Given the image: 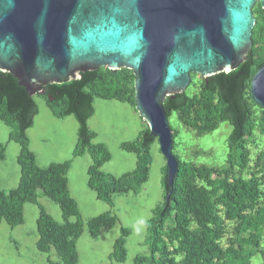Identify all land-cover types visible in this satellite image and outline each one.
<instances>
[{
  "label": "trees",
  "instance_id": "trees-1",
  "mask_svg": "<svg viewBox=\"0 0 264 264\" xmlns=\"http://www.w3.org/2000/svg\"><path fill=\"white\" fill-rule=\"evenodd\" d=\"M253 13L256 24L248 59L232 72L198 78L199 86L193 92L192 79L184 93L167 96L163 103L169 120L176 113L186 127L214 132L221 123L229 122L233 130L228 139L227 163L223 168H214L198 166L176 154L178 132L170 123L179 171L170 187L168 167L163 168L164 200L147 224L149 254L136 257L134 264H264V149L255 157L251 149L253 138L264 136V109L251 96L252 79L264 65V9L260 2ZM81 74V78L70 82L48 84L38 94L45 97L57 118H76L79 128L73 158L90 154L88 186L98 200L113 206L114 195L139 194L148 182L151 147L157 139L147 127L135 141L121 144L122 150L137 155L136 168L120 177L104 172L102 168L112 155L106 144L94 143L97 134L89 121L95 114V99L116 100L136 110V77L127 68L102 67ZM257 109L261 111L259 118ZM38 113L35 96H30L12 73L0 70V120L14 128L8 142L0 144V163L5 160L10 142L21 148L17 187H0V224L6 222L13 229L21 226L25 205H39L38 250L50 254L55 249L58 264H79L77 245L85 226L97 238L104 228H113L118 217L106 212L88 221L82 219L69 189L72 159L39 166L27 136ZM39 192L59 204L63 222L47 213L39 202ZM128 233L122 229L112 260H127ZM48 262L55 264L50 259Z\"/></svg>",
  "mask_w": 264,
  "mask_h": 264
},
{
  "label": "water",
  "instance_id": "water-1",
  "mask_svg": "<svg viewBox=\"0 0 264 264\" xmlns=\"http://www.w3.org/2000/svg\"><path fill=\"white\" fill-rule=\"evenodd\" d=\"M264 0H0V70L30 96L102 67L135 75L136 110L167 161L178 160L163 103L192 74L208 78L244 63L253 47L254 6ZM264 109V65L251 82Z\"/></svg>",
  "mask_w": 264,
  "mask_h": 264
},
{
  "label": "rangeland",
  "instance_id": "rangeland-1",
  "mask_svg": "<svg viewBox=\"0 0 264 264\" xmlns=\"http://www.w3.org/2000/svg\"><path fill=\"white\" fill-rule=\"evenodd\" d=\"M198 78L201 77L193 75L190 91L198 88ZM35 100L39 113L33 127L27 130V136L29 147L36 155L39 166L48 167L52 163L72 159V167L68 173L69 189L78 203L82 219L88 221L106 212L118 217L117 224L113 228H104L97 238L92 237L88 226H85L77 245L79 264H134L136 257L148 255L147 224L164 200L162 178L167 161L160 152L158 141L151 147L150 177L141 192L116 194L113 198L114 205L111 206L98 200L96 193L88 186V169L92 163L90 154L73 158L79 128L76 118H57L43 95L36 94ZM94 107L95 114L89 121L91 130L97 134L94 143L106 144L112 155V160L102 170L118 177L132 172L137 165V155L122 150L121 144L138 139L148 124L126 103L96 98ZM257 110L256 117L259 118L261 111ZM170 123L178 132L175 152L183 160L214 168H223L226 165L228 139L233 130L229 122L221 123L214 132H199L186 127L174 113ZM13 129L0 120V144L8 142ZM251 149L254 157L264 149L263 135L257 134L253 138ZM20 150L19 144L13 141L8 144L5 160L0 163L1 188L10 190L17 187L20 180L17 161ZM39 202L57 222L64 221L59 204L45 197L42 192H39ZM39 214V205L28 203L24 209L25 221L21 226L13 229L6 222L0 224V264H49V259L55 264L60 262L55 249L46 254L37 248ZM123 228L129 232L125 238L128 256L125 262H117L111 259V254L116 240L122 236Z\"/></svg>",
  "mask_w": 264,
  "mask_h": 264
},
{
  "label": "crops",
  "instance_id": "crops-1",
  "mask_svg": "<svg viewBox=\"0 0 264 264\" xmlns=\"http://www.w3.org/2000/svg\"><path fill=\"white\" fill-rule=\"evenodd\" d=\"M177 145V144H176ZM18 161V160H17ZM69 185H70V179H69ZM3 190H8V189H4V188H2Z\"/></svg>",
  "mask_w": 264,
  "mask_h": 264
},
{
  "label": "clouds",
  "instance_id": "clouds-1",
  "mask_svg": "<svg viewBox=\"0 0 264 264\" xmlns=\"http://www.w3.org/2000/svg\"><path fill=\"white\" fill-rule=\"evenodd\" d=\"M142 222V221H141Z\"/></svg>",
  "mask_w": 264,
  "mask_h": 264
}]
</instances>
